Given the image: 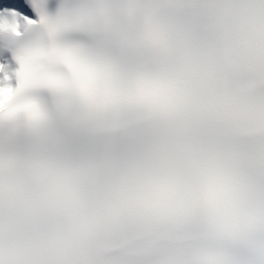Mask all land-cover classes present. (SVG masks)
I'll return each mask as SVG.
<instances>
[{
  "label": "snow or ice",
  "instance_id": "obj_1",
  "mask_svg": "<svg viewBox=\"0 0 264 264\" xmlns=\"http://www.w3.org/2000/svg\"><path fill=\"white\" fill-rule=\"evenodd\" d=\"M0 264H264V0H0Z\"/></svg>",
  "mask_w": 264,
  "mask_h": 264
}]
</instances>
